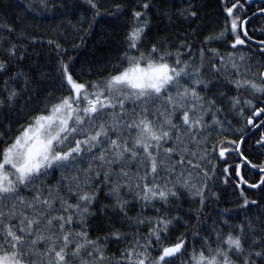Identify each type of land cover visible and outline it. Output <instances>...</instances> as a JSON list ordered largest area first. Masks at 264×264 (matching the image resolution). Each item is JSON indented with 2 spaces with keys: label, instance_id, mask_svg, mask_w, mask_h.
I'll return each instance as SVG.
<instances>
[{
  "label": "snow or ice",
  "instance_id": "snow-or-ice-1",
  "mask_svg": "<svg viewBox=\"0 0 264 264\" xmlns=\"http://www.w3.org/2000/svg\"><path fill=\"white\" fill-rule=\"evenodd\" d=\"M253 2L219 0L222 26L202 38L204 25L195 23L200 19L196 5L190 2L178 9L191 32L172 50L163 45L167 37L147 46L152 2L143 0L130 11L122 36L124 51L113 71L80 80L76 57L68 53L83 46L99 19L115 18L128 6L104 8L102 0H72L65 7L39 0L40 14H79L75 24L68 23L73 32L81 33L80 43L66 48L57 40L47 41L59 94L52 98L50 93L14 136L0 133V264H264V204L244 190L264 189V160L254 163L245 148L249 137L259 133L251 147L264 156V40H254L247 27L257 16L264 17V0H257L255 11ZM36 11L28 2L17 19ZM251 32L264 36V22ZM24 37L14 24L0 25V75L24 60L25 52L19 51L24 46L15 42ZM229 37L226 46L232 51L207 47ZM256 43L259 48L253 51L261 59L253 71L248 63L252 52L238 49ZM20 78L23 89L9 87ZM31 81L23 69L6 76L0 106H12L29 91ZM218 83L234 87L236 94L209 96ZM218 164L224 165V183L232 182L239 190L241 203L206 214L210 199L217 197L208 181L215 178ZM245 168L259 172V180L250 183ZM56 172L59 179L47 184ZM105 188L113 203L102 205L101 211L111 209L118 224L137 231L122 232L112 224L108 235L90 238L87 219L95 215L92 209ZM178 188L199 200L197 208L185 213L190 218L195 213V225L184 220L179 209L172 214ZM260 196L264 198V191ZM215 203H220L218 198ZM136 204L140 209L129 215ZM149 207L155 215H143ZM250 208H257L260 215L251 216ZM238 218V223L232 222ZM208 220L210 235L200 237L199 229L209 227ZM143 226L146 233L139 231ZM190 226L196 229L193 239L202 241L199 248H189ZM174 232L179 234L173 236ZM109 239L128 240L118 257L105 255L107 244L101 240Z\"/></svg>",
  "mask_w": 264,
  "mask_h": 264
},
{
  "label": "trees",
  "instance_id": "trees-1",
  "mask_svg": "<svg viewBox=\"0 0 264 264\" xmlns=\"http://www.w3.org/2000/svg\"><path fill=\"white\" fill-rule=\"evenodd\" d=\"M28 2L34 3L37 11L29 12L22 21H19L17 16L24 12V5ZM51 2L58 5L63 4L65 7H68L72 3V0H51ZM151 2L152 7L148 10V15L151 18V26L148 30V37L150 39L147 46H150L151 43L158 42L161 37H167V39L163 41V45H171L172 50L177 48L180 41L185 39V34L191 32V26L179 15L177 10L187 6L190 2L196 5L194 10L198 11L200 17L195 23L204 25V30L200 38H202L203 35L218 32L222 26L223 16L217 15L219 11V0H151ZM116 3L127 5L128 11L115 18L106 15L104 18L99 19L94 25L91 35L85 38L83 46L76 51H70L68 53V55L76 57L75 73L80 80H94L107 75L109 72L113 71V65L118 62L121 53L124 51L122 36L127 27L126 21L130 19L131 9L136 6L137 3H143V0H102V6L104 8H109L110 5ZM251 10L253 11V9ZM40 13L41 6L39 0H0V25L14 24L17 33L21 31L25 33L23 39L15 41L24 46L19 51L25 52V58L11 68L9 72L0 75V89L4 86V78L18 69H23L32 77L29 91L24 92L12 106H0V133H3L5 138L14 136L17 128L21 124H24L30 115L43 107L50 93L52 98L59 94L58 82L54 69L55 60L52 55L51 46H49L47 41L49 39L57 40L66 48H71L73 44L80 43L79 38L81 33L73 32L71 25L68 23V21H71L75 24L79 14L53 16L52 13ZM88 15L90 16L91 14L89 13ZM262 22H264V17L258 16L247 25L254 39L260 36L263 38L259 39H264V36L260 35L259 32H251L253 28L258 29ZM83 27H87V23H85ZM2 34L7 35L6 32ZM32 37H36V40L33 41ZM13 38L15 39V36ZM188 39H192V37L189 36ZM230 40L231 37H229L228 41L225 43H214L207 47L218 48L222 53L232 51L231 48L226 46ZM258 48V46L250 44L248 47H241L238 49V51L252 52V59L248 61V63L253 65V71L256 70V60L261 59L259 52L253 51V49ZM23 84V78H20L18 81L11 82L9 87L23 89ZM201 91H203V89H201ZM223 91L228 92V95L236 94L234 87L230 88L224 83L216 84L207 94L211 96L216 92ZM242 95H247V93L242 91ZM4 96H6V93L0 91V97ZM29 97H31V99H29ZM221 118L223 119L224 117L221 116ZM227 118L231 119L232 117L228 116ZM208 119L211 120V116H209ZM9 127L11 131H8ZM258 136L259 133H256L249 137L245 144V148L252 152L250 158L254 163H259L261 160H264V156H257V150L251 147ZM0 143H3V141H0ZM176 159H179V157H176ZM213 163H217L215 158H213ZM229 163H231V161H229ZM223 167V164H218L219 170L216 172L215 178L208 181L209 190L215 192L217 197L210 199L208 207L204 210L206 214L213 208H233L236 204L241 203L240 199H238L239 190L233 188L232 182L227 184L224 183L225 177L222 171ZM132 170H135V165H132ZM208 171L210 173L212 171L210 166L208 167ZM244 174L245 178L248 179L250 183H255L260 178L259 172L249 170L248 168L244 169ZM59 175V172L51 175L46 183L55 184L56 180L59 179ZM244 190L251 199H260V203L264 204V198L260 196V193L264 191V189L257 188L255 190H250L245 186ZM178 192L179 199L174 198L171 201L172 214H175L177 209H179L183 219L191 220V225H195V213H193L191 218L185 215V213H187L189 209L197 208L199 206V200H193L185 189L178 188ZM106 193L107 189L105 188L100 193L92 209L95 215L87 219L86 227L89 231L90 238L95 239L97 236L103 237L108 235L112 231L110 227L112 224L119 227L122 232L131 233L137 231V229L130 228L126 223L122 226L118 224V216L115 215L111 209L101 211L102 205L113 203L112 198L108 197ZM31 194L30 192H25V195ZM125 198L131 199V196H126ZM217 198L220 201L219 204L215 203ZM132 207L133 211H131L129 215H135L141 205L136 204ZM156 207H160V204H157ZM249 214L255 217L259 216L260 212L257 208H250ZM143 215L152 216L155 215V213L152 211L151 207H149ZM232 222L238 223L239 218ZM211 224L212 221L208 220L207 225L209 227L199 229L200 237L210 235ZM74 227L79 228L80 226L75 225ZM224 230L227 232L229 229L225 228ZM139 231L141 233H146L147 226L141 227ZM179 231H184V227L181 226ZM194 231H196V229L190 226L187 236L189 248L193 245L199 248L202 242L200 238L193 239ZM178 234L179 232H174L173 236ZM212 238L213 240L215 239L214 235ZM130 239H132L131 236L128 237V240ZM128 240H101L102 244H107V252L105 255L111 257L112 254H115L118 257L121 249L127 245ZM248 243H251V241L249 240ZM105 264H107V262H105ZM176 264H178V262H176Z\"/></svg>",
  "mask_w": 264,
  "mask_h": 264
},
{
  "label": "flooded vegetation",
  "instance_id": "flooded-vegetation-1",
  "mask_svg": "<svg viewBox=\"0 0 264 264\" xmlns=\"http://www.w3.org/2000/svg\"><path fill=\"white\" fill-rule=\"evenodd\" d=\"M256 2H257V0H254V2H253V4H252V5H253V7H252L253 11H255V8H256ZM257 17H258V16H257ZM260 27H261V26H260ZM260 27H259V28H260ZM259 38H263V37L260 36ZM259 38L257 37V39H254V38H253V39L256 40V41L264 40V39H259ZM251 45H254V46H258V47H259V44H251Z\"/></svg>",
  "mask_w": 264,
  "mask_h": 264
},
{
  "label": "water",
  "instance_id": "water-1",
  "mask_svg": "<svg viewBox=\"0 0 264 264\" xmlns=\"http://www.w3.org/2000/svg\"><path fill=\"white\" fill-rule=\"evenodd\" d=\"M256 44H258V43H256Z\"/></svg>",
  "mask_w": 264,
  "mask_h": 264
}]
</instances>
